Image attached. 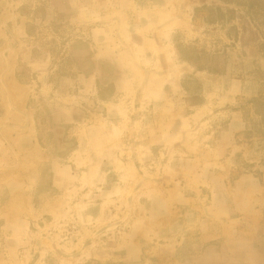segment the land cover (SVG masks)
Instances as JSON below:
<instances>
[{
	"label": "rangeland",
	"instance_id": "rangeland-1",
	"mask_svg": "<svg viewBox=\"0 0 264 264\" xmlns=\"http://www.w3.org/2000/svg\"><path fill=\"white\" fill-rule=\"evenodd\" d=\"M262 237L264 0H0V264H261Z\"/></svg>",
	"mask_w": 264,
	"mask_h": 264
},
{
	"label": "crops",
	"instance_id": "crops-1",
	"mask_svg": "<svg viewBox=\"0 0 264 264\" xmlns=\"http://www.w3.org/2000/svg\"><path fill=\"white\" fill-rule=\"evenodd\" d=\"M260 249H261V257H262V263L261 264H264V238L261 241V248ZM246 259H247V257L245 258V260Z\"/></svg>",
	"mask_w": 264,
	"mask_h": 264
}]
</instances>
